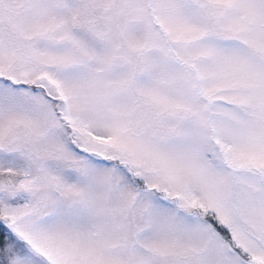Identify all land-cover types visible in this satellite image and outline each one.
Listing matches in <instances>:
<instances>
[{"label":"snow or ice","instance_id":"1","mask_svg":"<svg viewBox=\"0 0 264 264\" xmlns=\"http://www.w3.org/2000/svg\"><path fill=\"white\" fill-rule=\"evenodd\" d=\"M0 264H264V0H0Z\"/></svg>","mask_w":264,"mask_h":264}]
</instances>
